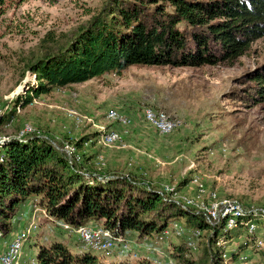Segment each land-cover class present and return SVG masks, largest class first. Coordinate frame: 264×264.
I'll list each match as a JSON object with an SVG mask.
<instances>
[{"label":"rangeland","instance_id":"obj_1","mask_svg":"<svg viewBox=\"0 0 264 264\" xmlns=\"http://www.w3.org/2000/svg\"><path fill=\"white\" fill-rule=\"evenodd\" d=\"M106 1L0 0V116L9 115L0 125V143L28 127L54 148L80 144L75 156L95 175H129L170 202L189 200L190 209L200 207V212L214 204L234 203L247 218L252 216L253 229L238 264L264 262L263 233L256 224L264 220V104L252 97L257 86L253 73L264 67V37L252 41L231 64L132 66L119 75L106 74L54 90L10 111L16 94H23L24 83L34 82L25 64L53 43H62ZM146 108L167 115L175 124L172 131L159 135L145 124L142 112ZM108 112L127 120V125L108 119ZM109 132L117 134L120 143L102 145L101 136ZM34 214L26 203L10 220L6 242L29 223L36 226L35 233L30 231L22 242L19 264H35V244L54 240L72 253L86 251L103 264L142 258L149 264H182L171 253L189 236L179 220L180 236L170 227L158 240L125 235L127 251L117 253L120 245H116L115 255H105L81 249L65 226L57 229L50 221L42 222L45 217L39 212ZM205 239L206 233L201 232L192 239L193 246L183 250L191 264L205 262L201 251ZM242 242L240 235L225 251ZM2 249L0 242V253Z\"/></svg>","mask_w":264,"mask_h":264},{"label":"trees","instance_id":"obj_2","mask_svg":"<svg viewBox=\"0 0 264 264\" xmlns=\"http://www.w3.org/2000/svg\"><path fill=\"white\" fill-rule=\"evenodd\" d=\"M262 37L264 0H107L62 43H53L51 49L25 64L34 82L24 83V92L16 94L10 111L54 90L106 74L119 75L132 66L231 64L245 54L252 41ZM252 81L257 84L254 102L264 104V67L253 73ZM5 118L0 116V125ZM39 136L32 132L0 143L1 244L12 229L10 220L17 218L26 203L32 209L31 216L35 217L36 209L43 210L47 217L42 222L50 221L57 229L67 226V235L95 221L124 236L158 240L181 220L189 235L186 242L206 233L203 264H238L240 254L251 243L253 237L245 223L251 222L252 216L236 218L230 230L223 221L209 225L201 213L163 199L144 181L113 172L103 176L88 172L83 161L75 159V147L80 144H67L73 149L67 158ZM256 224L264 242V220ZM240 235L243 242L226 252ZM185 241L171 254L180 263L191 264L183 253L188 249ZM35 245V264H103L86 251L70 252L56 240ZM112 264H149V260ZM252 264L264 262L253 260Z\"/></svg>","mask_w":264,"mask_h":264},{"label":"built area","instance_id":"obj_3","mask_svg":"<svg viewBox=\"0 0 264 264\" xmlns=\"http://www.w3.org/2000/svg\"><path fill=\"white\" fill-rule=\"evenodd\" d=\"M107 118L114 121H119L123 125H127L128 121L122 118H119L114 112H108ZM143 122L153 128L159 135H165L172 131L175 126L174 123L169 119L167 115L162 112H155L150 108H146L142 112ZM32 131L28 127H24V129L20 132V135L30 134ZM114 143H120L119 137L114 132H109L101 136V144L104 146H110ZM60 150L67 158L73 152L72 147L68 145H64L60 148H56ZM77 160V157H75ZM101 156L97 157V161H101ZM195 179L192 181L195 183ZM158 194L165 199L163 193L158 192ZM191 202L186 199H182V205L189 207L188 205ZM197 207V206H192ZM199 212L203 215L204 220L207 224L212 225L216 224L220 221L224 222L225 228L230 230L235 227V219L245 215L242 212L239 206L231 202H224L222 204H214L209 208L202 210L200 212V207H197ZM194 210V209H193ZM35 212H39L42 217H47L46 213L41 209H36ZM212 224H211V223ZM32 223V222H31ZM250 221L245 223L246 231L248 234L253 230ZM66 229L67 226H65ZM172 229H174L176 235H179L180 228L173 224ZM35 224H30L24 228L21 232L14 235L10 241L3 243V249L0 253V264H19L20 259V249L22 242L27 239L30 231L35 230ZM71 233L77 239L81 249L90 250L98 253H102L105 255H115V246L120 245V249L117 253H122L127 251V247L124 244V234L118 231H113L110 228L105 227L104 225H83L79 226L76 229L72 230ZM192 240L189 238L186 242V246L192 247ZM134 256V255H133ZM31 264H34V261H31Z\"/></svg>","mask_w":264,"mask_h":264},{"label":"bare ground","instance_id":"obj_4","mask_svg":"<svg viewBox=\"0 0 264 264\" xmlns=\"http://www.w3.org/2000/svg\"><path fill=\"white\" fill-rule=\"evenodd\" d=\"M153 110V109H152Z\"/></svg>","mask_w":264,"mask_h":264}]
</instances>
